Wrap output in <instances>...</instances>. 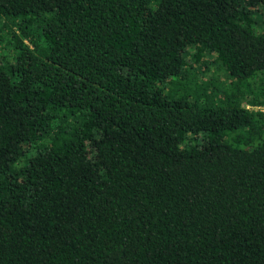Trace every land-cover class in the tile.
<instances>
[{
    "label": "trees",
    "instance_id": "obj_1",
    "mask_svg": "<svg viewBox=\"0 0 264 264\" xmlns=\"http://www.w3.org/2000/svg\"><path fill=\"white\" fill-rule=\"evenodd\" d=\"M0 264H264V0H0Z\"/></svg>",
    "mask_w": 264,
    "mask_h": 264
}]
</instances>
